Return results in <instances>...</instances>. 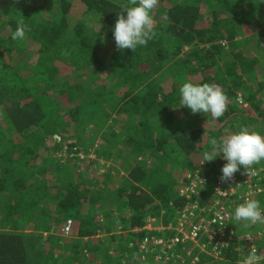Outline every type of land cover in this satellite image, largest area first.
<instances>
[{
  "label": "trees",
  "instance_id": "16d2710c",
  "mask_svg": "<svg viewBox=\"0 0 264 264\" xmlns=\"http://www.w3.org/2000/svg\"><path fill=\"white\" fill-rule=\"evenodd\" d=\"M125 2L0 0V264H157L143 260L147 232L131 231L150 218L176 222L189 172L209 180L201 204L215 198L226 161L204 162L212 139L241 125L264 135V0H158L156 35L135 52L113 37ZM20 19L30 31L14 41ZM189 80L223 89L220 118L181 107ZM94 158L120 171L97 178L77 164ZM244 178L241 168L232 179ZM243 202L225 208L232 216ZM251 247L264 249V226L237 235L223 260L190 242L170 254L177 263L199 255L198 264H239Z\"/></svg>",
  "mask_w": 264,
  "mask_h": 264
},
{
  "label": "clouds",
  "instance_id": "9594fccd",
  "mask_svg": "<svg viewBox=\"0 0 264 264\" xmlns=\"http://www.w3.org/2000/svg\"><path fill=\"white\" fill-rule=\"evenodd\" d=\"M157 4L158 0H126L121 5L123 11L118 14L112 29L118 49H131L135 52L138 47L145 46L153 39L156 32L152 12ZM28 31H30L29 25L20 19L12 32L11 39L24 41ZM179 96L181 107L190 109L193 114H210L213 120L220 118L227 108V96L217 84H199L189 80L180 86ZM210 143L211 148L203 154V160L211 162L222 155L226 163L221 168V181H230L241 168L249 177L258 175L257 166L264 162V135L249 126L241 125L238 130L227 134L219 141L214 138ZM254 191L264 192V188L256 185ZM214 216L216 221L223 224L222 209L216 210ZM232 224L242 225L245 228L264 226V206L256 199H246L235 207ZM262 262L264 255H259L257 248L252 247L239 264H262Z\"/></svg>",
  "mask_w": 264,
  "mask_h": 264
},
{
  "label": "built area",
  "instance_id": "2783aa9c",
  "mask_svg": "<svg viewBox=\"0 0 264 264\" xmlns=\"http://www.w3.org/2000/svg\"><path fill=\"white\" fill-rule=\"evenodd\" d=\"M260 174L264 175L263 167L259 168V173L255 177H249L245 174L244 181L240 184L234 182L233 179L228 182L218 179L215 198L206 205H202L199 198L209 185V180L196 173L188 175L183 181V193L181 195H185L189 203L183 211L177 213L178 219L174 224L156 226L155 221L152 220L145 228H136L131 231L134 234L147 232L140 246L143 260L148 262L154 258L157 264H186L177 263L179 256L174 260L170 253L175 252L180 244L189 242L194 245L195 250H198L199 255L206 254L215 260H223L222 250L229 248L239 234L235 228L228 234L227 225L232 221V216L225 206L231 203L233 198L245 201L252 197L260 201L263 192L254 191L256 185L262 187ZM220 209L223 210V224L216 221L214 216V212ZM70 227L71 222L69 221L64 231L65 234L70 233ZM212 228H214V233ZM205 238L208 242L202 243ZM248 239L252 243L255 242L254 238L249 237ZM210 244L213 245L211 250L208 249ZM193 252L194 250H190L189 255H192ZM257 253L264 255V249L262 251L257 249ZM199 255L189 258V264H198Z\"/></svg>",
  "mask_w": 264,
  "mask_h": 264
},
{
  "label": "rangeland",
  "instance_id": "374dc122",
  "mask_svg": "<svg viewBox=\"0 0 264 264\" xmlns=\"http://www.w3.org/2000/svg\"><path fill=\"white\" fill-rule=\"evenodd\" d=\"M76 1H75V3H74V5L76 6ZM75 9H78V7H74ZM76 23H77V19L76 18H74V17H72V18H70V24H71V27L73 28L75 25H76ZM157 24V22H156V20H154V26ZM238 40H240V38H238ZM263 60V59H262ZM264 61V60H263ZM83 135V134H82ZM83 137H85L84 135H83ZM82 137V138H83ZM102 144V140H97V142H96V148L98 147V146H100ZM90 149V148H89ZM69 149H65L64 151H68ZM76 150H74V151H72V152H75ZM63 153V152H62ZM72 155V154H71ZM84 156H81V160L82 161H84ZM91 158H93V157H91ZM97 160H99V159H92L91 161H88L87 163H77L79 166L81 165L82 166V168H86V167H84V165H88V168L89 169H91V170H95L96 171V174H95V176L98 178H103V176H104V174H106V173H109V171L110 170H115V169H117V170H119V168H118V166H117V162L116 161H102L101 163H100V165H98L97 166V164L95 165L93 162H96ZM81 161V162H82ZM90 167H92V168H90ZM120 171V170H119ZM193 172H195V171H193ZM192 172H189L187 175L185 174V177L182 179L183 181L187 178V176L188 175H190ZM193 174V173H192ZM182 184V183H181ZM262 197H260V202L262 201ZM1 206V205H0ZM152 220H154V219H152V218H150V220H149V222H151Z\"/></svg>",
  "mask_w": 264,
  "mask_h": 264
},
{
  "label": "crops",
  "instance_id": "0c3cea01",
  "mask_svg": "<svg viewBox=\"0 0 264 264\" xmlns=\"http://www.w3.org/2000/svg\"><path fill=\"white\" fill-rule=\"evenodd\" d=\"M235 229L238 231V235H246L247 234V231L249 230V228H245L243 227L242 225H238V226H235ZM249 238V237H247Z\"/></svg>",
  "mask_w": 264,
  "mask_h": 264
},
{
  "label": "bare ground",
  "instance_id": "6f19581e",
  "mask_svg": "<svg viewBox=\"0 0 264 264\" xmlns=\"http://www.w3.org/2000/svg\"><path fill=\"white\" fill-rule=\"evenodd\" d=\"M66 235V234H65Z\"/></svg>",
  "mask_w": 264,
  "mask_h": 264
}]
</instances>
